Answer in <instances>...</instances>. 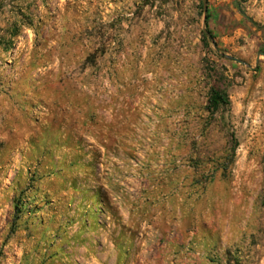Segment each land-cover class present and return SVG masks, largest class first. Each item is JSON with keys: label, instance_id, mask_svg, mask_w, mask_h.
I'll return each mask as SVG.
<instances>
[{"label": "rangeland", "instance_id": "1", "mask_svg": "<svg viewBox=\"0 0 264 264\" xmlns=\"http://www.w3.org/2000/svg\"><path fill=\"white\" fill-rule=\"evenodd\" d=\"M205 7L0 0V264H264V0Z\"/></svg>", "mask_w": 264, "mask_h": 264}, {"label": "trees", "instance_id": "2", "mask_svg": "<svg viewBox=\"0 0 264 264\" xmlns=\"http://www.w3.org/2000/svg\"><path fill=\"white\" fill-rule=\"evenodd\" d=\"M208 16L205 17V21H207ZM210 35V33H209ZM206 40V37L204 36ZM228 105V97L224 92H221L218 89L211 87L209 89L208 100L206 110L210 116L214 115L220 107Z\"/></svg>", "mask_w": 264, "mask_h": 264}, {"label": "crops", "instance_id": "3", "mask_svg": "<svg viewBox=\"0 0 264 264\" xmlns=\"http://www.w3.org/2000/svg\"><path fill=\"white\" fill-rule=\"evenodd\" d=\"M170 251L173 252V253H177V249H176V248H173V249H171ZM96 254H97V253H96ZM180 254H182V253L180 252ZM194 254H195L196 256L200 255L198 252H196V253H194ZM191 255H193V253H191ZM202 263H203V261H202L200 264H202ZM92 264H94V260H93ZM95 264H97V263L95 262ZM204 264H207V263L205 262Z\"/></svg>", "mask_w": 264, "mask_h": 264}, {"label": "water", "instance_id": "4", "mask_svg": "<svg viewBox=\"0 0 264 264\" xmlns=\"http://www.w3.org/2000/svg\"><path fill=\"white\" fill-rule=\"evenodd\" d=\"M205 1H206V0H203V5H204V12L206 11V7H205ZM228 59H229V60H233V61H235V62H238V63H241V64H243V62H242V61H240V60H237V59H235V58L228 57Z\"/></svg>", "mask_w": 264, "mask_h": 264}]
</instances>
